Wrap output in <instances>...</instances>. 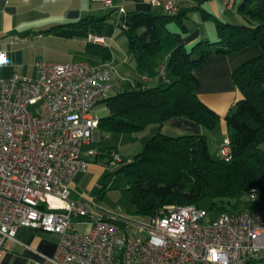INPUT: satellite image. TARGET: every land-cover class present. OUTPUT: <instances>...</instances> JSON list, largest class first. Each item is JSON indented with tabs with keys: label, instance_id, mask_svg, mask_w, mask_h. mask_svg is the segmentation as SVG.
<instances>
[{
	"label": "built area",
	"instance_id": "obj_1",
	"mask_svg": "<svg viewBox=\"0 0 264 264\" xmlns=\"http://www.w3.org/2000/svg\"><path fill=\"white\" fill-rule=\"evenodd\" d=\"M101 1L117 11V20L126 14L115 0ZM181 1L151 0L169 15ZM233 1L224 4L231 8ZM35 65V78L14 74L0 80V259L21 226L59 236L52 255L35 251L39 257L26 264H248L264 257V207L212 214L195 204L165 205L134 220L96 200L72 199L71 181L87 170L86 155H99L97 149L84 154L83 145L98 128L95 109L111 92L113 64ZM160 75L165 80L164 66ZM216 155L232 158L229 137ZM111 156L118 158L117 151ZM78 223L88 231L78 232Z\"/></svg>",
	"mask_w": 264,
	"mask_h": 264
},
{
	"label": "trees",
	"instance_id": "obj_2",
	"mask_svg": "<svg viewBox=\"0 0 264 264\" xmlns=\"http://www.w3.org/2000/svg\"><path fill=\"white\" fill-rule=\"evenodd\" d=\"M236 9L242 19L239 23L213 18L217 41L176 45L164 66L165 80L161 78L158 85L150 87L138 81L122 86L115 82V91L101 103L108 114L99 118L98 129L109 136L152 124L160 126L172 117H185L213 129L220 117L199 98L194 71L214 54L232 53L253 44L261 49L231 74L241 97L225 117L230 160L210 154L204 133L170 135L160 128L133 157L120 158L117 171L128 177L136 213L146 218L165 205L201 206L206 198L211 200L213 214L253 209L258 200L250 198L252 189L264 199V0H238ZM172 19L180 20L176 14L138 11L116 20L142 68L162 52L165 24ZM103 61H111L109 52Z\"/></svg>",
	"mask_w": 264,
	"mask_h": 264
},
{
	"label": "crops",
	"instance_id": "obj_3",
	"mask_svg": "<svg viewBox=\"0 0 264 264\" xmlns=\"http://www.w3.org/2000/svg\"><path fill=\"white\" fill-rule=\"evenodd\" d=\"M224 1H181L174 13L179 15L180 20L172 19L165 24L162 52L156 58L147 60L145 69L135 59L140 73H134L130 81L122 70L119 72L120 76H117L119 64L116 63L112 51L117 33H125L116 24L117 11L105 7L101 0H0V52L5 54L4 61L0 62V80L9 79L14 74L35 78L37 60L100 63L104 60V54L109 52L113 64V85L116 79H119L118 83L122 86L133 85L138 81L150 87L156 86L161 81L160 75L151 78L150 74L144 72L149 61L156 60L160 72L176 45L189 47L198 40L216 39L213 18L235 23L239 20L240 14L236 13L238 0H234L231 8H227ZM115 3L123 6L126 14L138 11L162 13L151 0H115ZM260 53V47L253 44L232 53L214 54L194 71L199 81V98L220 117L213 129H207L185 117H172L160 126L152 124L143 130H146L148 135L158 128L163 132L164 127H168L171 135L204 133L208 142L212 139V148L216 155L218 144L228 137L225 117L241 97L231 74L241 64ZM96 130L83 145L84 154L88 149H95L92 148V141L100 142L101 137L110 138L108 133L98 128ZM209 135L212 138L209 139ZM109 147H114L118 154L115 145ZM86 156L90 163L91 155ZM89 168L88 165L86 171L74 175L71 181L72 199L98 202L96 197L86 191V187L93 184ZM257 197L255 191L254 198ZM255 207L260 208L257 205ZM58 240L57 233L45 231L40 227L21 226L17 229L14 240L6 241L0 264H26L31 257H39L36 252L50 256L55 251ZM248 264H264V257L253 259Z\"/></svg>",
	"mask_w": 264,
	"mask_h": 264
},
{
	"label": "rangeland",
	"instance_id": "obj_4",
	"mask_svg": "<svg viewBox=\"0 0 264 264\" xmlns=\"http://www.w3.org/2000/svg\"><path fill=\"white\" fill-rule=\"evenodd\" d=\"M236 13L238 15L240 14V12L238 11ZM240 16L241 15H239V20H237V23L241 22L242 20ZM215 41H217V39H213L211 42ZM114 42L115 44L112 48V51L114 57L117 60L116 63L119 64L116 74L119 77V72H121L122 70L125 72L128 80L131 81L134 73H140L135 63V56L126 46L127 38L121 31L117 33ZM254 45L256 47H259L257 44ZM144 72L147 75L150 74L151 78L155 77V75L156 77L158 76V74L160 75L156 60L149 61V65ZM160 78H162L161 75ZM116 80V82L118 83L119 79ZM156 83L158 84V82ZM114 91L115 88H112L111 93H113ZM95 110L98 118L105 117L108 114L107 108L102 104L98 105ZM163 132H166V134H170L168 127H164ZM151 135L152 133H149L148 135V132H146V130H139L119 135L111 134V136H109L110 138L101 137L100 142L92 141V148L103 149H98L99 155L89 157L90 170H88L93 184L90 187H86V191L97 198L101 208L110 212L119 213L123 216H128L129 218H132L134 220L146 219V216L136 213L135 206L132 201V196L128 188V177L124 173L117 171V165L120 158L128 159L139 152L142 149L144 142ZM210 138H212L211 135H209V139ZM212 143V139H210V141L208 142V148L210 154L212 156H215V151L212 148ZM110 145H115V147L117 148L118 158H114L111 156V151L114 150H111L110 152L104 150V148H107ZM257 200L258 207L264 206V199L258 196ZM200 204L201 207L210 211V199H203ZM239 211H241V209H239ZM76 229L78 232L84 233L88 231L89 226L85 225L84 223H78Z\"/></svg>",
	"mask_w": 264,
	"mask_h": 264
},
{
	"label": "bare ground",
	"instance_id": "obj_5",
	"mask_svg": "<svg viewBox=\"0 0 264 264\" xmlns=\"http://www.w3.org/2000/svg\"><path fill=\"white\" fill-rule=\"evenodd\" d=\"M96 131H97V130H96ZM53 202H54V203H57V201H56V200H53Z\"/></svg>",
	"mask_w": 264,
	"mask_h": 264
},
{
	"label": "snow or ice",
	"instance_id": "obj_6",
	"mask_svg": "<svg viewBox=\"0 0 264 264\" xmlns=\"http://www.w3.org/2000/svg\"><path fill=\"white\" fill-rule=\"evenodd\" d=\"M0 59H2V58H0Z\"/></svg>",
	"mask_w": 264,
	"mask_h": 264
}]
</instances>
